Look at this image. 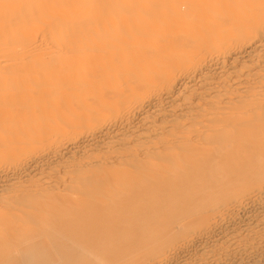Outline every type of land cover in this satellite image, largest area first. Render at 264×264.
Masks as SVG:
<instances>
[{
  "label": "bare ground",
  "instance_id": "bare-ground-1",
  "mask_svg": "<svg viewBox=\"0 0 264 264\" xmlns=\"http://www.w3.org/2000/svg\"><path fill=\"white\" fill-rule=\"evenodd\" d=\"M0 264H264V0H0Z\"/></svg>",
  "mask_w": 264,
  "mask_h": 264
}]
</instances>
